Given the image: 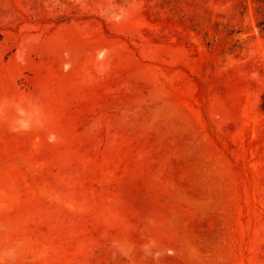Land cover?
<instances>
[{"label": "rangeland", "instance_id": "374dc122", "mask_svg": "<svg viewBox=\"0 0 264 264\" xmlns=\"http://www.w3.org/2000/svg\"><path fill=\"white\" fill-rule=\"evenodd\" d=\"M0 264H264V0H0Z\"/></svg>", "mask_w": 264, "mask_h": 264}]
</instances>
